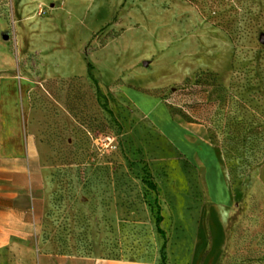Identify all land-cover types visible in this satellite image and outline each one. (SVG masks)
<instances>
[{
  "label": "rangeland",
  "instance_id": "1",
  "mask_svg": "<svg viewBox=\"0 0 264 264\" xmlns=\"http://www.w3.org/2000/svg\"><path fill=\"white\" fill-rule=\"evenodd\" d=\"M0 71L44 173L0 264H264V0H0Z\"/></svg>",
  "mask_w": 264,
  "mask_h": 264
},
{
  "label": "crops",
  "instance_id": "2",
  "mask_svg": "<svg viewBox=\"0 0 264 264\" xmlns=\"http://www.w3.org/2000/svg\"><path fill=\"white\" fill-rule=\"evenodd\" d=\"M41 141L29 128L19 80L0 71V252L10 247L19 254L33 249L44 210ZM214 193L230 204L232 192L225 172Z\"/></svg>",
  "mask_w": 264,
  "mask_h": 264
},
{
  "label": "trees",
  "instance_id": "3",
  "mask_svg": "<svg viewBox=\"0 0 264 264\" xmlns=\"http://www.w3.org/2000/svg\"><path fill=\"white\" fill-rule=\"evenodd\" d=\"M192 80L189 78L188 82L185 84L183 91L187 92V93H191V94H197L199 91H202L204 88L202 87V83L204 82L202 79L197 78L193 83L191 82ZM193 107H195V112L198 111L196 109H198L196 107V104H193ZM177 112H179L177 110ZM197 120H201V118H196ZM155 189H158L157 184H154ZM156 203H157V222L159 224V230L163 233V236L165 237V241H164V246H166L167 243V238H166V232L165 230L160 226V223L163 221L164 219V214L162 212V205L159 201V196H157L156 198Z\"/></svg>",
  "mask_w": 264,
  "mask_h": 264
}]
</instances>
